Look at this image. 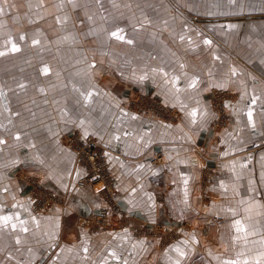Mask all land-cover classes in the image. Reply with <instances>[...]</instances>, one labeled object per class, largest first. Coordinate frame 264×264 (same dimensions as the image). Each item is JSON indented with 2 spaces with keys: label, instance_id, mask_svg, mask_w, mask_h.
Returning <instances> with one entry per match:
<instances>
[{
  "label": "crops",
  "instance_id": "0c3cea01",
  "mask_svg": "<svg viewBox=\"0 0 264 264\" xmlns=\"http://www.w3.org/2000/svg\"><path fill=\"white\" fill-rule=\"evenodd\" d=\"M226 4L204 18L192 0H0V264H256L264 16L216 18ZM216 90L231 96L220 129ZM135 95L175 119L134 112ZM76 135L99 140L117 181L106 227L82 224L107 204L103 185H79ZM26 177L58 203L37 212ZM158 227L168 243L143 233Z\"/></svg>",
  "mask_w": 264,
  "mask_h": 264
},
{
  "label": "built area",
  "instance_id": "2783aa9c",
  "mask_svg": "<svg viewBox=\"0 0 264 264\" xmlns=\"http://www.w3.org/2000/svg\"><path fill=\"white\" fill-rule=\"evenodd\" d=\"M231 96L227 90H216L213 93L212 101L216 112L220 118L216 123V128L220 129L226 126L227 115L225 114L224 104L227 99ZM131 108L133 111L144 115L157 113L164 119L174 120L175 114L164 113L163 109L159 105L148 102L145 98L139 95H135L134 102L131 101ZM68 144L71 148L77 152L78 164L84 169L85 176L80 179L79 185L84 187L87 185L103 184L104 194L103 197L106 200L107 207H102L98 215L92 219H83L82 224L89 226L90 224L96 223L101 226H108V218L111 213L114 215H122V209L117 205L114 196L117 189V181L110 174L108 164L106 161V152L103 149L99 140L94 137L81 138L80 136H74L69 138ZM162 156L158 155L153 161L155 164L163 163ZM24 180L28 181L31 189V195L33 197L34 209L37 212H41L45 208L52 207L53 204L58 203V198L52 192L45 189L36 178L26 177ZM161 227L156 228L153 231L143 229V233L149 238L159 239L166 233ZM164 244L168 243V239L164 240L161 238Z\"/></svg>",
  "mask_w": 264,
  "mask_h": 264
},
{
  "label": "rangeland",
  "instance_id": "374dc122",
  "mask_svg": "<svg viewBox=\"0 0 264 264\" xmlns=\"http://www.w3.org/2000/svg\"><path fill=\"white\" fill-rule=\"evenodd\" d=\"M229 1H231V4H229V5L226 4V8L228 9V11L223 12V13H219V14H215V16H219L216 18H221L223 16L235 17V18L244 17V16L252 17L253 15L264 16V10H263L264 0H229ZM209 2H210V0H206V1L192 0V3L195 4V7H193V9L195 11H199L200 13H202L204 10L203 8H205V10L208 9ZM187 3H189V1H187ZM238 4H239V8H238ZM196 6L198 7L197 9H195ZM199 15L203 16L204 18L208 17V15L204 14V13L199 14ZM131 101L134 102V99H132ZM68 141H70V139H68ZM150 231H153V229ZM163 233H164V231H163ZM169 236H170L169 233H164L161 236V238H164V240H166V239H168Z\"/></svg>",
  "mask_w": 264,
  "mask_h": 264
},
{
  "label": "snow or ice",
  "instance_id": "6c2138e0",
  "mask_svg": "<svg viewBox=\"0 0 264 264\" xmlns=\"http://www.w3.org/2000/svg\"><path fill=\"white\" fill-rule=\"evenodd\" d=\"M112 35L115 36L117 39H123L122 36H119V35H118L117 33H115V32L112 33ZM21 39H23V37H21ZM34 43H36V41H34ZM129 43H131V41H129ZM205 43H206V44H210L211 41H207V40H206ZM11 51H12V52H17V51H19V48L16 47V46L13 44V45H12V48H11ZM0 55H5V53H4V52H0ZM46 71H47V69H45V72H46ZM233 75H235V70H233ZM193 86H194V85H193ZM21 87H23V85H21ZM193 115H195V113H193ZM247 115H248V117H249V120L251 121V119H252V112L249 111V112L247 113ZM2 142H3V141H0V143H2ZM185 183H186V181H185ZM233 214H235V213H233ZM11 219H12V217H10V216H3V217H0V222H2L4 226H7V225L9 224V222L11 221ZM23 223H24V222L21 221V225H23ZM11 226H12L13 229L16 228V224H12ZM234 227H235V229H236V231H237L238 233H245V237H244L245 239H246L247 235H255V234H256L254 231H253V232H249V231L245 228V226L242 224V222H241L240 220H236V221H235ZM21 230H22V231H27V229H26V228H23V227L21 228ZM237 239H240V237H237ZM17 243H19V240H17ZM182 243H187V242L184 241V242H182ZM260 243H261L262 245H264V240H261ZM174 250L177 251V252H179L180 255H183V254H184L183 251L180 249L179 245L175 246ZM237 255H238V257H239L240 255H243V253H238ZM262 261H264V251H261V252L259 253L258 258L256 259V264H262ZM223 264H241V262H240L239 259H234V260H225V261L223 262ZM243 264H248V261L245 260V261L243 262Z\"/></svg>",
  "mask_w": 264,
  "mask_h": 264
},
{
  "label": "bare ground",
  "instance_id": "6f19581e",
  "mask_svg": "<svg viewBox=\"0 0 264 264\" xmlns=\"http://www.w3.org/2000/svg\"><path fill=\"white\" fill-rule=\"evenodd\" d=\"M101 185H103V184H101Z\"/></svg>",
  "mask_w": 264,
  "mask_h": 264
}]
</instances>
